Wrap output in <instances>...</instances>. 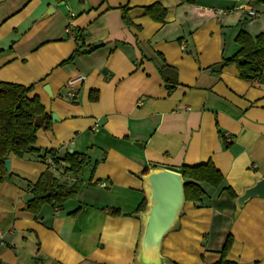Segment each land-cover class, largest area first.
<instances>
[{"label":"crops","instance_id":"0c3cea01","mask_svg":"<svg viewBox=\"0 0 264 264\" xmlns=\"http://www.w3.org/2000/svg\"><path fill=\"white\" fill-rule=\"evenodd\" d=\"M154 4L167 11L162 23L146 12ZM242 31L264 34V0H0V83L33 86L52 119L50 130L38 122L40 153L10 158L15 178L0 186V264H135V215L146 199L140 175L208 162L224 185L202 184L205 197L186 203L163 255L172 264H216L231 235L227 261L264 264V199L237 212L223 192L239 197L264 179V82L242 80L235 66L211 69L240 50ZM79 37L87 48L102 45L66 63ZM164 66L178 73L172 94ZM79 77L70 101L68 83ZM49 151L58 153L56 169ZM74 153L90 158L78 176L64 161ZM48 169L80 191L33 215L32 187Z\"/></svg>","mask_w":264,"mask_h":264},{"label":"trees","instance_id":"16d2710c","mask_svg":"<svg viewBox=\"0 0 264 264\" xmlns=\"http://www.w3.org/2000/svg\"><path fill=\"white\" fill-rule=\"evenodd\" d=\"M189 4L194 5L197 0H187ZM147 14L157 22H164L167 11L160 4H154L146 9ZM123 19L129 27L132 22L129 18V9H123ZM79 45L74 53L68 58L66 63L73 62L77 57L91 53L96 50L95 47L87 48L83 39H77ZM236 43L240 46V50L231 58L224 60L221 64L213 66L227 68L235 66L239 72L240 78L244 81L264 82V34L256 37L251 36L247 32H240L236 38ZM2 51H0L1 54ZM161 76L167 85L168 91L172 94L179 86L178 73L168 66H164ZM171 73L174 77H171ZM219 75V73H217ZM32 87H25L11 83H0V186L12 182L15 178L14 173L8 172L5 161L11 157L25 159L30 155L40 153L37 148V136L40 129L39 120H42L43 127L50 130L52 119L46 113V108L39 97H32ZM58 163V153L49 151L46 153ZM69 168L67 173L74 176L80 175L85 166L89 163L90 158L87 154L74 153L67 154L64 160ZM98 162L95 163L94 170ZM149 169L144 171L148 174ZM184 180L186 181L185 194L186 202L200 203L205 197L206 192L202 187L205 183L208 187L221 188L224 185V176L216 168L212 162L202 164L197 167H183L181 169ZM80 191L78 183L68 184L62 182L55 174L48 169L44 172L39 180L32 187L33 199L28 203V212L38 215L45 205L62 208L65 204L77 198ZM228 197L235 201L238 198L237 193L231 188L224 187ZM147 200L145 199L138 208V212L146 210ZM80 210L71 212V216H76ZM114 215H120L118 210H113ZM232 236L228 239L221 250L220 260L216 264H234L227 261L229 252L233 245Z\"/></svg>","mask_w":264,"mask_h":264},{"label":"water","instance_id":"95a60500","mask_svg":"<svg viewBox=\"0 0 264 264\" xmlns=\"http://www.w3.org/2000/svg\"><path fill=\"white\" fill-rule=\"evenodd\" d=\"M102 44L98 43L95 48ZM50 93V88L45 89ZM53 120L58 118L53 115ZM137 145V144H136ZM6 169L11 172V160L5 161ZM144 183L146 210L135 215L141 220L142 231L138 241L135 264H172L163 255L166 237L179 229L180 219L186 205V181L182 173L167 168H153L148 174L140 175ZM254 198L264 199V179L247 189L235 200L237 212H241L247 201Z\"/></svg>","mask_w":264,"mask_h":264},{"label":"built area","instance_id":"2783aa9c","mask_svg":"<svg viewBox=\"0 0 264 264\" xmlns=\"http://www.w3.org/2000/svg\"><path fill=\"white\" fill-rule=\"evenodd\" d=\"M251 15H255L254 12H251ZM84 81V77H79L77 79L74 80H70L68 83L69 86V91L67 93V99L70 101H74L75 99H77V91L74 89V86L79 83ZM48 165L50 168L56 169L57 168V164H55L54 160L49 158V160L47 161ZM3 245H5V235L0 231V248L3 247Z\"/></svg>","mask_w":264,"mask_h":264}]
</instances>
